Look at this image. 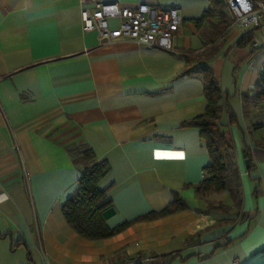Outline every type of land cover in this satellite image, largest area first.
Listing matches in <instances>:
<instances>
[{
	"label": "crops",
	"instance_id": "1",
	"mask_svg": "<svg viewBox=\"0 0 264 264\" xmlns=\"http://www.w3.org/2000/svg\"><path fill=\"white\" fill-rule=\"evenodd\" d=\"M101 1L177 8L174 53L101 42L96 31H82L79 0H0V264H117L135 254L149 258L145 264L264 263V149L253 145L261 131H250L240 97L264 65V25L229 26L209 63L234 119L227 132L242 185L235 212L227 192L195 193L210 157L187 123L206 98L198 74L180 76L187 51L211 46H204L210 26L193 22L210 0ZM245 36L249 43L240 44ZM253 43L261 49L252 52ZM82 146L107 165L98 188L114 209L108 227L176 198L185 206L110 238L81 237L61 206L77 189L72 153Z\"/></svg>",
	"mask_w": 264,
	"mask_h": 264
},
{
	"label": "trees",
	"instance_id": "2",
	"mask_svg": "<svg viewBox=\"0 0 264 264\" xmlns=\"http://www.w3.org/2000/svg\"><path fill=\"white\" fill-rule=\"evenodd\" d=\"M210 2L211 8L193 22L196 28L207 22L211 28V34L204 42V46L210 44L211 46L203 52L187 51L183 56L185 68L180 75L198 74L202 79L206 98L204 112L187 123L188 126L198 128L199 136L210 157V163L203 169L204 178L195 188V193L198 197H203L209 193L227 192L232 202L231 208L237 212L242 204V185L235 147L227 132L234 119L228 113V96L221 90L209 65L218 51L216 42L225 35L231 18L223 0H210ZM249 40L250 37L245 36L240 40V44L249 43ZM258 49L261 48L252 49L251 45L252 52ZM240 97L242 114L250 123V131L264 130V65L254 87L249 91L241 92ZM224 114L227 116L226 121L223 120ZM252 142L255 147L264 149V138H255ZM244 151L248 159V171H250L252 167L250 153L247 149ZM72 154L73 162L80 168L81 175L74 194L61 206V213L72 230L83 238L90 240L110 238L135 221L155 220L173 214L185 206L180 198H176L159 212H149L133 221L110 228L101 212L110 207L111 203L106 199V192L98 188L99 181L107 172L106 163L97 162L93 151L86 146L78 148ZM220 208L227 210V207L223 205Z\"/></svg>",
	"mask_w": 264,
	"mask_h": 264
},
{
	"label": "built area",
	"instance_id": "3",
	"mask_svg": "<svg viewBox=\"0 0 264 264\" xmlns=\"http://www.w3.org/2000/svg\"><path fill=\"white\" fill-rule=\"evenodd\" d=\"M82 31H96L101 42L131 40L148 48L174 53L173 38L182 17L177 8L154 7L139 3L122 7L101 0H79ZM230 27H260L264 25V0H228ZM257 44H252V49ZM27 181V179H26ZM149 258L135 254L117 264H145Z\"/></svg>",
	"mask_w": 264,
	"mask_h": 264
},
{
	"label": "water",
	"instance_id": "4",
	"mask_svg": "<svg viewBox=\"0 0 264 264\" xmlns=\"http://www.w3.org/2000/svg\"><path fill=\"white\" fill-rule=\"evenodd\" d=\"M242 152H243V157L246 158L245 151L243 150ZM244 164H245V167L247 168L248 167V160H245ZM113 214H114V209L112 207H108V208L102 210V212H101V215H102L104 220L109 219Z\"/></svg>",
	"mask_w": 264,
	"mask_h": 264
},
{
	"label": "rangeland",
	"instance_id": "5",
	"mask_svg": "<svg viewBox=\"0 0 264 264\" xmlns=\"http://www.w3.org/2000/svg\"><path fill=\"white\" fill-rule=\"evenodd\" d=\"M260 134H261V135H260ZM260 134H259L260 136H259L258 138H261V139L264 138V130H262ZM257 136H258V134H257ZM111 260H112V262H113V260H115V256H113V259H111ZM109 261H110V258H109V259H106V260H105V264H110ZM110 262H111V261H110Z\"/></svg>",
	"mask_w": 264,
	"mask_h": 264
}]
</instances>
